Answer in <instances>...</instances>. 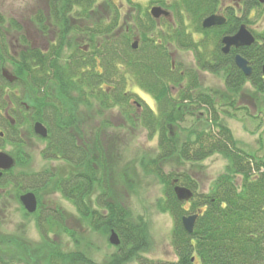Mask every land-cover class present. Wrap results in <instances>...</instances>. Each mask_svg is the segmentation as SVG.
I'll use <instances>...</instances> for the list:
<instances>
[{"label": "trees", "instance_id": "trees-1", "mask_svg": "<svg viewBox=\"0 0 264 264\" xmlns=\"http://www.w3.org/2000/svg\"><path fill=\"white\" fill-rule=\"evenodd\" d=\"M217 5L218 0L177 1L169 8L176 14L178 25L166 22L160 31L148 9L133 0H51L49 14L39 13L33 20L41 36L49 38L47 48L35 46L19 22L0 14V110L8 109L11 100L29 106L15 114V126L0 111V127L8 131L6 138L22 150L11 172L31 159L23 151L25 143L19 129L26 123L28 135L36 137L35 121L48 129L47 138L37 136L45 143L41 151L44 161L64 162L73 170L60 178L50 169L23 173L32 181L31 187L12 177H6L7 185L17 190V200L21 192L39 195L53 186L94 230L105 234L115 230L121 244L106 264H125L132 258L140 264L148 262L139 256L148 244L146 227L134 221L125 202L112 195L114 155L100 135L113 128L122 133L126 126L147 132L149 139L158 138V153L142 159L140 166L164 185L165 199L158 208L174 220L176 264H197L194 255L199 264H264V163L238 146L222 118L230 116L229 109H241L237 99L248 94V80L220 51L219 41L226 29L204 30L201 26V20L213 14ZM183 12L193 16L194 31L202 38H193L187 31ZM11 29L21 32L23 48L17 52L11 50ZM135 38L140 40L137 50L132 48ZM178 50L193 51L200 72L225 73V89H203L199 70L173 66ZM243 54L256 66L264 64V45H255ZM7 65L17 77L11 84L1 75ZM229 73L231 78L227 79ZM132 83L154 98L155 111L146 104H132L136 94L126 91ZM252 85L257 93H264L259 74L253 75ZM118 110L123 124L116 126L111 115ZM98 117L104 120L98 121ZM196 117L197 123L205 119L211 126L192 125L183 137V123ZM215 154L223 155L229 164L208 192L198 193V184L187 172L165 171L171 162L194 165ZM176 180L195 193L190 211L175 194ZM123 183L134 186L129 178ZM95 190L99 195L91 203ZM199 211L194 231L189 234L182 219ZM41 213L39 210L34 215L48 248H34L25 240H13V247H6L9 242L0 240V264H99L84 252L67 253L50 244L47 231L61 230L64 223L54 214L42 222Z\"/></svg>", "mask_w": 264, "mask_h": 264}, {"label": "rangeland", "instance_id": "rangeland-1", "mask_svg": "<svg viewBox=\"0 0 264 264\" xmlns=\"http://www.w3.org/2000/svg\"><path fill=\"white\" fill-rule=\"evenodd\" d=\"M50 1L51 0H0V14L7 18L11 17L19 22L23 29L22 32L26 34L27 31L30 37L29 40L35 46L47 48L50 43L49 38L41 36L33 20H35L36 15L39 13L44 14V16L49 14ZM119 1L120 0H114L115 3ZM133 1L140 4L144 9H148V11L157 5L151 6L152 2L157 0ZM162 1L172 2L175 0ZM126 10L124 11L126 12ZM129 12L130 11H128V14H130ZM171 12L176 16L172 10ZM262 12L264 16V9ZM105 15L104 17L107 16ZM186 16L188 25H193V19L189 20V16ZM76 21L79 22L80 19ZM80 22L86 25V21L81 20ZM261 22L262 24H258L260 30H258L255 24L253 25V28L258 32L264 30V19ZM157 25L160 31L164 30L165 24L163 22L160 23V21H157ZM190 31L193 33V38L199 39L203 36L202 34L196 33L194 28ZM10 32L11 33H8V38L12 42L11 50L13 52L22 50L23 45L19 40V34L21 32L14 29H11ZM85 44L86 43H83L82 45ZM173 62L175 66L179 64L184 71L190 68L199 70L193 51H176ZM6 69L12 72L10 65H7ZM224 74L225 73L213 74L201 71L200 77L203 89L212 88L224 90ZM245 89L248 91V94L245 95L243 99H237V107L241 109L237 111L229 109L230 116L222 115V118L232 131L234 138L238 142V146L264 163V93H257L250 84H247ZM126 91H132V93L136 94L135 97L132 98V104L135 105L136 102L140 103L142 106L146 104L154 111L156 110L154 98L136 83H132L126 88ZM200 116L205 118L204 112H201ZM111 118L114 125L119 126L123 124L122 120L119 119L120 110H118V113L116 112V114H113V116L111 115ZM97 119L98 121L104 120V118L101 119L100 117ZM196 119L197 117L187 118L186 122L183 123V137L185 133H187L185 131L190 129L192 125L198 126L199 128H209L211 126L210 122H207L205 119L198 123ZM19 132L25 143L23 151L25 150L24 152L30 155L31 159L28 164L16 168L12 173V178H19L24 186L31 187L32 181L29 177L23 176V173L33 174L50 169L56 177L60 178L73 171L72 167L64 162L44 161L41 151L44 149L45 143L37 136L36 138L35 136L30 137L28 135L26 123L20 127ZM100 135L103 138V144L106 146L107 150L109 147L114 155V159L111 163L112 170L110 172L112 195L124 201L125 205L130 209L131 218L138 224L143 225V228L146 227L148 244L145 247V251L142 250V253L139 254V256H141L140 259H146L148 261L146 262L147 264H176L179 258L172 244L174 220L170 213L162 212L158 208V203L165 199L164 185L161 184L160 180L155 176L146 175L140 166V161H142V159L152 158L158 153V138L154 137L149 139L147 132H142L139 128L130 130L127 126L122 133H119L118 129L113 128L107 130L104 135H102V133H100ZM1 144L2 141L0 140V152L11 153L14 156L22 154V150L17 149V147H12L10 145H3L2 147ZM228 164V160L225 159L223 155L215 154L194 165L182 161H179V163L177 161L171 162L166 166L165 171L166 173H169L171 170H179L180 173L187 172L198 184L197 192L204 193L209 191L216 178L226 172ZM127 178L131 181L133 180L134 186H132V183L130 186L123 183V180ZM237 182L241 183L239 178H237ZM37 183L38 180L36 184ZM179 185H182V182H180ZM4 186L8 188V195L5 201L3 198H0V240H3L5 243L9 242V245H6V247H13V240L20 242L25 240L27 244L32 245L34 248L46 247L47 245L44 243L37 226L36 215L28 213L24 206H22L20 200H15L14 196L17 190L14 186ZM37 195L38 194H36V196ZM98 195L99 190H95L94 195L90 197L91 203H94ZM37 199L38 207L40 208L38 209L42 210L39 216L42 222H46L48 216L50 217V215L54 214L64 223L61 230L57 229L55 232L47 231L48 240L51 242L50 244H54L53 246L57 245V247L67 253L77 251L84 252L99 264H106L109 262V259L117 251V246L109 242L111 232L105 234L101 230H94L78 213L76 207L69 200L65 199L53 186L49 187L46 191L40 192ZM185 208L190 211V201L186 203ZM45 224L47 227V223ZM63 228L65 230H63ZM194 257L196 258L195 261H197V264H199L197 256L194 255ZM137 261L139 260L132 258L125 264H140V262Z\"/></svg>", "mask_w": 264, "mask_h": 264}, {"label": "flooded vegetation", "instance_id": "flooded-vegetation-1", "mask_svg": "<svg viewBox=\"0 0 264 264\" xmlns=\"http://www.w3.org/2000/svg\"><path fill=\"white\" fill-rule=\"evenodd\" d=\"M177 1H180V0H175L172 2H163L162 0H157V1L152 2L153 5L151 4V6H154L155 4H157L156 6L162 7L163 9L168 11L169 12L168 18L162 17L160 19H155L151 15L150 9L148 12H149L150 16L156 22L160 21V23L163 22L164 24L166 22H170V23H174L175 25H178L177 17L171 12V9L169 8L171 6V4H174ZM263 9H264V4L260 3L259 0H218V5H217L216 11L213 14L208 15L201 20V26L203 28L204 20L210 16L217 15V16H221L225 19V22L222 25L215 26V27H212L209 29H205V28H203V29L204 30L218 29L220 31L226 29L227 33L224 34L219 41L220 51L223 55L230 57V60L233 63V65L240 71V73H242L245 76V78L248 80L247 84L248 85L250 84L252 86V88H253L252 77L255 73H257L261 76V78L263 80V84H264V74H263L264 64H261L260 66H258V65L256 66L255 61L251 60V59H247L243 53L245 51H247L248 49H251L255 45H258V44L264 45V38H263L264 36H262V35H264V30L261 29L263 31L258 32L257 30H255L253 28V25L255 24V26L258 28V30H260L258 24H262L261 21H263V19H264L263 12H262ZM182 14H184V24L187 26V29H188L187 31L189 33H191L190 30L193 28V25H190V26L188 25V23L186 22V21H188V20H186V17H187L186 15L189 16V20L193 19V16L189 13L185 14V12H183ZM242 26H245L247 28V30L253 35L255 42L250 46H242L239 48L232 47L228 54H224L223 50H222L223 46H224L223 42H222L223 38H225L227 36L236 35ZM136 39L139 40V38H136ZM139 43H140V40H139ZM237 56H241L247 60L248 66L252 68V74L250 76H246L244 74V72L237 67V64H236V57ZM214 63L215 62H213V65H214ZM227 76H228L227 79H230L231 73H229V75L227 74ZM224 80H225V77H224ZM23 107H25L27 110L29 109L28 105H22V103L11 100L10 101V107L8 109H5V110L1 109L0 111H1L3 118H5L6 121H9L12 126H15L16 122L13 118H15V114L22 113ZM11 112H13V114ZM35 122H37V121H35ZM33 126H34V124H33ZM7 132L8 131L6 130L5 127H0V140L2 141V144H1L2 147H3V145H10L12 147H15L14 144L12 143V139L6 138ZM19 136L22 137L20 132H19ZM7 154L13 158V160L15 161V165H16V157L17 156L12 155L11 153H7ZM12 170H10V171H1L0 170V173H1V175H0V194H1V197L0 198H3L4 201L7 200V195H8V188H6L4 185H7V179L12 177V173H13V172H11ZM6 177H7V179H6ZM27 192H32V191L21 192L18 200H20L21 196ZM14 197H15V200L18 201L17 200V192H16ZM20 202H21V200H20ZM22 206H23V204H22ZM38 210L39 209H37L36 212H38Z\"/></svg>", "mask_w": 264, "mask_h": 264}, {"label": "water", "instance_id": "water-1", "mask_svg": "<svg viewBox=\"0 0 264 264\" xmlns=\"http://www.w3.org/2000/svg\"><path fill=\"white\" fill-rule=\"evenodd\" d=\"M260 3L264 4V0H259ZM151 15L155 19H160L162 17H169V12L159 6H154L150 9ZM225 19L221 16L213 15L206 18L203 22V28L209 29L215 26H219L224 24ZM223 53L228 54L232 47H242V46H250L255 42L253 35L247 30L245 26H242L239 32L234 36H227L223 38ZM139 47V40L135 39L132 48L137 50ZM237 67L244 72L246 76H250L252 74V68L248 66V62L241 56L236 57ZM174 65V64H173ZM264 74V67H263ZM2 77L8 81L9 83H14L17 80V77L7 70L6 68L2 69ZM34 133L41 138H47L48 129L42 122H35L33 126ZM15 166V161L13 158L5 152H0V170L1 171H10ZM1 175V173H0ZM178 183L176 180L174 184ZM175 194L179 201L188 202L194 197V193L191 189L181 186L175 185L174 187ZM21 203L23 204L25 210L34 214L38 209V199L35 193L27 192L23 194L20 198ZM201 214L199 213L189 216H184L182 219L184 229L187 233L191 234L194 231L197 219ZM109 242L114 246H119L121 244V239L119 234L115 231H111V235L109 237ZM194 260V259H193Z\"/></svg>", "mask_w": 264, "mask_h": 264}]
</instances>
